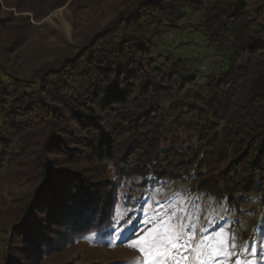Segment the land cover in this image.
<instances>
[{
    "label": "trees",
    "instance_id": "obj_1",
    "mask_svg": "<svg viewBox=\"0 0 264 264\" xmlns=\"http://www.w3.org/2000/svg\"><path fill=\"white\" fill-rule=\"evenodd\" d=\"M116 9L73 57L32 80L10 83L0 68V168L30 154L16 194L35 192L45 211L55 192L62 195V223L43 210L31 212L30 232L20 227L29 257L47 245L31 234L49 224L66 230L69 242L107 234L119 179L131 176L216 196L252 193L264 204V0H122ZM186 11L200 15L199 29L226 60L208 77L210 99L195 93V70L171 58L164 70L153 55V38ZM70 162L78 168L67 169ZM85 163L100 179L82 181ZM15 249L18 263L27 260V248Z\"/></svg>",
    "mask_w": 264,
    "mask_h": 264
},
{
    "label": "rangeland",
    "instance_id": "obj_2",
    "mask_svg": "<svg viewBox=\"0 0 264 264\" xmlns=\"http://www.w3.org/2000/svg\"><path fill=\"white\" fill-rule=\"evenodd\" d=\"M121 1L0 0V68L4 70L0 69V73L7 75L10 83L17 79L32 80L39 71L73 57L87 37L109 25ZM186 12L180 24L167 27L153 38L157 45L153 55L162 69L166 67L167 58H171L182 60L195 70V93L210 99L208 77L224 70L226 60L213 50L199 29L200 15ZM30 156L27 159L20 156L17 159L21 162L0 168V264H144L146 257L138 248L129 245L149 229L161 234L172 229L180 233L182 243L191 245L186 253L181 250L188 257L186 262L177 254L169 258L168 264H174L175 260H181L182 264H200V260L204 264H264V204L258 195L216 196L204 190H193L186 182L150 181L138 176L119 179L121 187L114 207L113 225L107 234L101 237L87 234L69 242L66 230L49 224L46 228L49 226L51 231L35 229L31 234L38 235L47 245L29 257L32 247L21 243L18 233L22 230L19 229L27 227L30 232L33 228L29 227L31 212L40 214L44 209L38 208L35 192L20 198L14 186L28 175V162L24 161ZM70 163L65 166L67 169L78 168ZM88 164H82L87 168H80L85 171L82 181H90L91 177V181L100 179L95 174L97 166ZM223 166L221 169L226 168ZM107 177L113 178L114 175L108 174ZM29 185L30 182L25 181L21 184L30 188ZM108 189L107 197L110 198L113 191L110 187ZM61 196L54 193L51 201L55 206L43 211L44 218L63 222L57 208ZM21 203L23 207L19 208ZM25 205H28L26 210ZM59 206L64 208L63 204ZM121 231L123 234L117 239ZM221 238L226 243L218 249L219 255L212 247L197 258L198 246L202 242L215 245ZM26 241L39 246L30 236ZM16 245L27 248L23 254L27 260L23 258L18 263Z\"/></svg>",
    "mask_w": 264,
    "mask_h": 264
},
{
    "label": "snow or ice",
    "instance_id": "obj_3",
    "mask_svg": "<svg viewBox=\"0 0 264 264\" xmlns=\"http://www.w3.org/2000/svg\"><path fill=\"white\" fill-rule=\"evenodd\" d=\"M113 231H116L113 228ZM122 231L117 235V239L122 236ZM95 236L96 233H93ZM226 241L224 239H219L215 245H209L206 243H201L198 246V251L196 253L197 258L203 256L209 248L215 247L217 249L216 255H219V248H221ZM133 248H138V250L146 257L144 264H168L170 257H174L177 254L182 255V260L187 261L188 257L183 255L186 253L190 244H185L181 242V235L179 232H174L172 229H166L164 233H158L155 230H146V234H141L137 240L129 245ZM234 246V245H233ZM183 250V253L181 252ZM174 264H182L181 260H175ZM200 264H204L200 260Z\"/></svg>",
    "mask_w": 264,
    "mask_h": 264
},
{
    "label": "bare ground",
    "instance_id": "obj_4",
    "mask_svg": "<svg viewBox=\"0 0 264 264\" xmlns=\"http://www.w3.org/2000/svg\"><path fill=\"white\" fill-rule=\"evenodd\" d=\"M258 168V167H257Z\"/></svg>",
    "mask_w": 264,
    "mask_h": 264
}]
</instances>
